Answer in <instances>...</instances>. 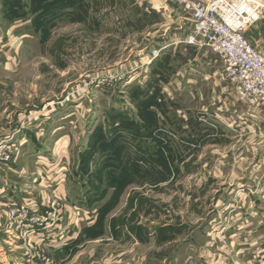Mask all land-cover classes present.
Returning a JSON list of instances; mask_svg holds the SVG:
<instances>
[{"label": "rangeland", "instance_id": "rangeland-1", "mask_svg": "<svg viewBox=\"0 0 264 264\" xmlns=\"http://www.w3.org/2000/svg\"><path fill=\"white\" fill-rule=\"evenodd\" d=\"M162 1L0 0L1 173L56 198L41 224L64 199L94 219L86 238L113 243V224L139 235L147 264H264V160L215 125L223 64L184 42L189 15ZM165 223L182 230L162 247Z\"/></svg>", "mask_w": 264, "mask_h": 264}, {"label": "crops", "instance_id": "crops-1", "mask_svg": "<svg viewBox=\"0 0 264 264\" xmlns=\"http://www.w3.org/2000/svg\"><path fill=\"white\" fill-rule=\"evenodd\" d=\"M262 1L264 2V0ZM173 2V0H163L162 3L165 5L162 6V8L169 9L171 4L177 5L176 2ZM176 9L178 10L181 8L177 6ZM245 37L256 50L264 54V16H262L259 22L247 30ZM218 86V100L221 103L218 111H221V114L215 112L214 117L217 119V122L214 121L215 125L217 128L225 131H232V127H234L235 130L233 131L235 133L232 134L236 135L237 138L243 139V136H245V139L254 142V148L249 145V142H246L248 145L243 144L246 146L243 149V154L252 153L251 150L255 149L258 163H261L262 160H264V115H250L244 105L234 101L226 84L220 83ZM263 166L261 165V168H264ZM1 171L2 168L0 167V235L4 236V242L9 243L11 241V243L15 244L13 246L18 248L21 252L19 251L18 256H5L6 254L4 255L0 242V264L24 263L25 253L23 256V251L25 252L26 248H28V251L46 254L51 258L52 264H147L150 262L149 259H144L145 256H138L134 253L136 250L135 247L145 242L139 235L133 233L130 229L118 227L116 224H113L110 228L105 227L104 233L101 236L107 238V240L104 241L111 239L113 243L110 244L104 243L98 238H86L85 234L88 233L87 228L91 227L94 223V219L91 217L92 220L89 221L88 224L86 222V213L82 212L81 215L80 212H76V206H72L71 204L73 203L64 199L63 210L58 212L55 221L53 220V228H47L48 230L41 231L43 230L41 228L42 226L33 224L32 231H29V234H27L23 240H19L18 235L23 232V228L19 223L16 222V224H14L10 220L9 212L11 209L20 204L27 208L30 217H45L46 219L45 214L50 212L49 202L56 198L46 197V195L43 196L39 191V194L35 196L32 194L34 192L32 189H36L39 186L35 180L30 183L31 186L29 188L31 189L29 192L27 191L28 188H23L24 184L22 183L24 182H13L6 179ZM259 171L262 172V170ZM242 184L243 186L252 187L255 185L252 181L250 182L247 179L237 185L242 187ZM55 185H58L57 193L64 195V182L63 184L56 182ZM256 186L258 188L256 190L258 197L252 198L254 200L261 199L264 201V179L256 184ZM239 192L244 191L242 189ZM234 197L241 198L243 195L237 194ZM79 211H81V209H79ZM47 218V223H50L52 220L49 217ZM91 228L94 229V227ZM91 228L88 230L94 232ZM181 230L182 228L179 225L163 224L159 231H162L166 235L164 234V236L160 238V242L163 244L160 243L159 246L166 247L170 244V240L172 239L169 238L170 236L167 237L168 231L171 233H178ZM94 233H96V231ZM226 234H229L228 237L230 239L232 238L231 231ZM239 234L243 235V231ZM11 236L15 239L12 240ZM5 237H7V239ZM114 240L118 242H114ZM104 248H110L109 252L104 251ZM232 248L234 250L243 249V245H232ZM165 262L166 260L163 259L162 263ZM236 263L243 264V261L241 260Z\"/></svg>", "mask_w": 264, "mask_h": 264}, {"label": "built area", "instance_id": "built-area-1", "mask_svg": "<svg viewBox=\"0 0 264 264\" xmlns=\"http://www.w3.org/2000/svg\"><path fill=\"white\" fill-rule=\"evenodd\" d=\"M175 2L183 13L189 15L190 29L184 42L204 47L214 54L223 64L221 79L228 86L234 101L244 105L250 115H264V54L256 50L245 37L247 30L264 15V3L260 0ZM156 53L152 58H155ZM27 211L25 206H21L16 214L12 212L23 228L24 237L32 231L33 224L43 225L47 229L55 221L54 212L48 216L52 220L50 223L41 224L42 217H30ZM48 262L47 257L37 253L26 263Z\"/></svg>", "mask_w": 264, "mask_h": 264}]
</instances>
